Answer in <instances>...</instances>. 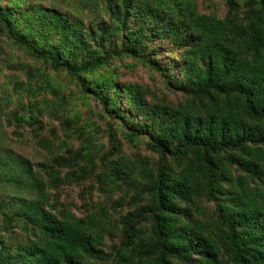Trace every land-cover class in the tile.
I'll return each instance as SVG.
<instances>
[{"label":"trees","instance_id":"16d2710c","mask_svg":"<svg viewBox=\"0 0 264 264\" xmlns=\"http://www.w3.org/2000/svg\"><path fill=\"white\" fill-rule=\"evenodd\" d=\"M67 1L91 17L0 0V35L45 68L7 63L26 80L0 94V127H31L50 155L0 136V264H264V0ZM125 59L181 98L128 80ZM56 74L100 106L107 142ZM43 112L59 143L39 140Z\"/></svg>","mask_w":264,"mask_h":264},{"label":"rangeland","instance_id":"374dc122","mask_svg":"<svg viewBox=\"0 0 264 264\" xmlns=\"http://www.w3.org/2000/svg\"><path fill=\"white\" fill-rule=\"evenodd\" d=\"M215 0H205L206 4H212ZM46 3L49 5H55L58 9L63 10L65 12L69 11L71 13L74 12L73 8H70L68 5L67 0H46ZM71 3H73L71 1ZM203 5V4H202ZM84 12H74V15L83 17L85 19H88L91 17V15L86 12L88 11L85 7L81 8ZM0 48L4 52V56L0 54V59L3 57L0 61V94L12 90V82L14 81L13 77H18L21 80H26L25 73H21L20 71H17L15 69L7 68V63L12 64H19V65H32L36 68H38L40 71L44 70L41 67V64L34 59H31L26 55V53L16 47H14L8 40H6L4 37L0 35ZM6 58V60H5ZM132 60L125 59L122 62L118 61L119 64V70H121L125 75H127V79L130 81L138 82L139 84L143 86H149L155 94H158L159 97L170 100V101H178L181 98V94L177 93L173 90H169L165 87L164 84H162V80L160 77H158L157 74L152 72L150 69L144 67V66H137L135 68L132 66ZM48 72L50 74H53L50 69H48ZM124 75V76H125ZM57 79L59 80V83L62 84L63 87L66 88L67 91V97H70L72 101L70 102L71 108H79L80 112H82L81 116L84 120L91 119L92 121L96 122L99 125V137H104L105 142H107L106 138V122L99 116L100 115V106L96 103V101L92 100L86 105L83 103L84 101L80 99V97L76 96V86L74 83L68 81V78L65 74H56ZM45 97L52 98L51 95H46ZM41 123L43 124L42 130H40L38 136L40 139H47L49 141H54L55 143H59L58 138H55L51 134V130L54 127L59 126V121L55 120L51 116H49L46 112H43L40 116ZM118 122V138L124 143L125 150L127 154H131L134 150H137L138 148H131L130 145L124 141L123 139V128L120 127V121ZM15 127L12 125H6L3 127H0V136L3 139L4 145L12 148L15 152H17L20 155L27 156L31 158L34 161H41L45 158L50 157L48 152L46 150H40L37 152V149H39L38 145L36 144V138L34 136L35 132L32 130L31 127L25 126L20 128L19 130L23 133L21 137L14 134ZM59 130V128H58ZM62 132L59 131V134ZM71 144L75 149H77L80 145V140L74 139ZM141 154H149L143 143L139 146ZM39 154V155H38ZM68 193H72L70 195H63L62 201H66L69 205V207L74 211L77 212V208L73 206V203L76 202L78 207L81 206L83 203V199L80 198L76 193V191L69 190ZM78 196V197H77ZM120 196L119 192L110 191L106 194L101 192L99 189L94 191L93 193H89L87 195V199L91 198L95 204L101 203L102 201H109L111 205H114L118 208H120L119 204H115L114 201H116ZM74 201V202H73ZM86 201V200H84ZM126 206V205H125ZM124 207V206H123ZM115 238V237H114Z\"/></svg>","mask_w":264,"mask_h":264}]
</instances>
